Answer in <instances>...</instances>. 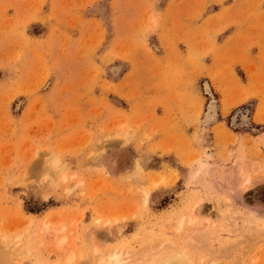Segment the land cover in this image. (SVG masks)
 I'll use <instances>...</instances> for the list:
<instances>
[{
    "label": "rangeland",
    "instance_id": "obj_1",
    "mask_svg": "<svg viewBox=\"0 0 264 264\" xmlns=\"http://www.w3.org/2000/svg\"><path fill=\"white\" fill-rule=\"evenodd\" d=\"M238 1L0 0V264H264V120L229 95L264 34L223 51L211 13Z\"/></svg>",
    "mask_w": 264,
    "mask_h": 264
},
{
    "label": "crops",
    "instance_id": "obj_2",
    "mask_svg": "<svg viewBox=\"0 0 264 264\" xmlns=\"http://www.w3.org/2000/svg\"><path fill=\"white\" fill-rule=\"evenodd\" d=\"M257 1L258 0H255L254 4ZM246 3L249 4L248 0H239L237 5L232 7H230V5L229 7L223 6V8L218 9L214 8L211 12L212 15H224L222 22V25H224V31L227 30L230 32L228 34L226 33L223 37V51H230L232 54H235L238 47L243 51L249 42L254 43L260 37L261 32L264 34V12L260 13L259 10H254L255 6L252 8V6H248ZM261 10L264 11V6ZM236 15H239L237 19L232 18V16ZM227 16H229L228 19L226 18ZM232 21L235 22L233 23ZM258 50L259 49L256 46H252L250 50L252 57L251 60H248L245 63L239 62V64L236 65V72L238 77L241 78V82L237 91L229 89V95L232 103L236 102V107L234 108H238L247 102H254L253 117H256L257 113L260 112V117L264 120V82L261 83L255 81L257 78L264 79V72L261 73L259 69H254V67H264V61L260 60ZM211 65L215 68L217 62L214 60ZM222 65L224 66V64ZM249 70L251 73H249ZM254 91L258 97L245 98L246 100L242 99L244 98L243 95L245 92L255 94ZM222 99L223 97L219 95V101H222ZM220 107H222L221 104ZM258 124L264 126V122L262 121L258 122Z\"/></svg>",
    "mask_w": 264,
    "mask_h": 264
},
{
    "label": "bare ground",
    "instance_id": "obj_3",
    "mask_svg": "<svg viewBox=\"0 0 264 264\" xmlns=\"http://www.w3.org/2000/svg\"><path fill=\"white\" fill-rule=\"evenodd\" d=\"M210 90L211 89H210L209 85L206 84V91L209 93ZM45 164H44V166H45ZM55 164H56V162H54V165ZM45 170H46V168H45ZM137 170H139V168H137ZM246 188H249V186L248 185L245 186V188L243 190H245ZM240 192L242 193V191H240ZM241 193H239V194H241ZM96 224L98 225L99 223H96ZM195 234H197V232ZM198 234H201V233H198ZM199 237L201 238V236H199ZM62 244H63L62 242H61V244H59L60 245L59 250L63 247ZM89 248H91V247H89ZM92 249H93L94 258L92 261L89 262V264H195L194 260L190 258L189 254L185 251V248L182 245L181 246H173V244L172 245H161L160 244L157 247L150 249L151 254H150V252H149V254L147 253L149 256L148 255L145 256L142 252L141 253L136 252L138 258L136 255L133 256V253L130 254L129 251L127 253L124 251H120L118 249L117 250L116 249L106 250L104 248H100V247H97L95 245H93Z\"/></svg>",
    "mask_w": 264,
    "mask_h": 264
}]
</instances>
